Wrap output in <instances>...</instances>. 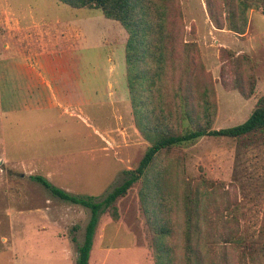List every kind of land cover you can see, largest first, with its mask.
<instances>
[{
    "label": "rangeland",
    "instance_id": "rangeland-1",
    "mask_svg": "<svg viewBox=\"0 0 264 264\" xmlns=\"http://www.w3.org/2000/svg\"><path fill=\"white\" fill-rule=\"evenodd\" d=\"M179 2L182 39L197 45L198 57L212 78L216 101L212 128L239 125L264 95V39L252 35L241 44L244 37L213 27L205 0ZM261 13L264 9L249 11L248 23L251 18V28L253 23L262 25L264 32ZM126 39L120 24L97 9H73L56 0H0V59L5 54L20 56L37 68V58L63 57L70 66L66 85L80 84L88 101L81 107L37 108L36 100L22 93L18 82L17 93H5L0 102V264H30V258L39 256L37 250L27 251L36 231L48 230L59 237L74 234L82 245L90 211L59 200L31 176H41L71 195L102 200L123 182L127 171L138 167L148 143L133 124ZM241 56L249 59L241 71L256 77L248 99L232 87L234 63ZM2 75L0 69V81ZM68 101L73 103L74 96L69 95ZM182 148L187 176L203 175L222 183L226 190L223 205L225 200L237 204L234 213L241 229H256L264 207V138L240 144L228 138L202 137ZM139 189L137 182L116 200L118 221H112L108 213L99 216L96 245L114 248L107 264H153ZM76 246L72 245L73 253ZM217 248L218 254L223 251L221 245ZM128 250L133 251L123 253ZM226 251L237 264V253Z\"/></svg>",
    "mask_w": 264,
    "mask_h": 264
},
{
    "label": "trees",
    "instance_id": "trees-1",
    "mask_svg": "<svg viewBox=\"0 0 264 264\" xmlns=\"http://www.w3.org/2000/svg\"><path fill=\"white\" fill-rule=\"evenodd\" d=\"M56 1L73 9H97L125 30L133 124L148 143L138 167L127 171L123 182L102 200L71 195L41 176L30 177L59 200L90 211L75 264H88L100 214L108 213L112 221H118L115 202L137 182L153 264H233L228 248L237 253V264H264V207L256 229H241L234 213L237 204L225 200L223 205L224 185L203 175L189 178L182 150L202 137L228 138L240 144L264 138V95L244 122L214 130L212 78L198 57L197 45L182 39L179 0ZM205 6L214 28L242 36L249 11L264 9V0H205ZM236 58L232 87L248 99L256 77L241 71L248 57ZM219 245L223 251L218 254Z\"/></svg>",
    "mask_w": 264,
    "mask_h": 264
},
{
    "label": "crops",
    "instance_id": "crops-1",
    "mask_svg": "<svg viewBox=\"0 0 264 264\" xmlns=\"http://www.w3.org/2000/svg\"><path fill=\"white\" fill-rule=\"evenodd\" d=\"M253 14V12H252ZM251 15V14H250ZM261 18L264 19V14ZM251 18H249L248 28L244 36L243 41L239 43H245L250 40L252 35L258 37L257 39H264L263 26L256 25L253 23L254 27L251 28ZM210 24V23H209ZM211 26V25H210ZM214 30V28L211 26ZM222 33L232 34L228 31L222 30ZM252 32V34H251ZM229 36V35H226ZM232 36V35H231ZM235 36V35H234ZM37 68L28 66L27 60L20 56L9 57L7 54L0 59V69L4 72L2 79L0 81V93L2 103L4 95L7 92L17 93L18 82H21V92L25 94H30L32 99H35V105L37 108H48L57 106L58 108H68V106L81 107L88 104L86 98V90L83 91L80 84H75L72 86L66 85V78L70 71V66L66 64V60L63 57H59L55 60L37 58ZM75 63V62H74ZM72 67V66H71ZM6 74V78L4 77ZM47 77L49 80H47ZM46 79V80H45ZM53 79V80H52ZM30 80V81H29ZM73 95L75 101L70 104L68 101V96ZM26 108V107H25ZM24 108V109H25ZM99 225V220L98 224ZM93 237V244L89 254L88 264H107L109 255L114 251V248L107 247L102 249L100 245H96L95 237L96 231ZM53 230V229H52ZM85 230V229H84ZM54 231V230H53ZM103 232V231H102ZM36 236L34 243L30 244V248L27 251L37 250L38 255L36 258L33 257L29 259L30 264H75L77 258V249L80 245L77 244V237L72 234L71 237L68 235L58 236L55 232L51 233L48 230L36 231ZM85 233V231H84ZM48 234V235H43ZM74 238L75 240H72ZM44 239L45 247L42 249V240ZM84 240V236H83ZM83 243V241H82ZM81 243V244H82ZM76 244V250L72 252V245ZM42 250H39V249ZM26 251V252H27ZM133 250H128L123 253H131ZM24 252V253H26ZM73 258V260H72ZM135 259V258H134ZM135 261V260H134ZM17 264H25L18 263Z\"/></svg>",
    "mask_w": 264,
    "mask_h": 264
}]
</instances>
